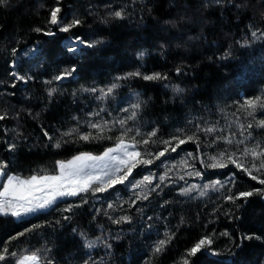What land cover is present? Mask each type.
I'll return each instance as SVG.
<instances>
[{
  "label": "snow or ice",
  "instance_id": "6c2138e0",
  "mask_svg": "<svg viewBox=\"0 0 264 264\" xmlns=\"http://www.w3.org/2000/svg\"><path fill=\"white\" fill-rule=\"evenodd\" d=\"M159 3L160 0H146L139 13L135 7L124 4L113 6L106 3L100 10L89 4L83 11L65 15L63 0H55L48 7L45 19L32 26L29 31L47 37H55L58 32L67 34L62 48L56 53V56L67 57V61L62 62L50 57L45 46L39 42L30 46L24 45L22 37L10 46L0 48V54L6 53L10 56V59L5 61L6 79L0 78V86H3L0 88V98L15 97L18 86H26L22 90L23 99L19 108L7 104L0 107V122H17L14 128L4 127L0 132V215L19 219L51 209L57 206L58 202L65 204V207L59 210L58 219L24 227L8 235L6 240L0 241V264H61L63 257L56 254V248L50 246L48 241L41 248L29 249L26 253L18 254L17 250H13V241H18L19 238L42 227H50L53 230L70 229L67 236L76 246V253L73 256L72 252H69L64 264H71L77 257V264H113L114 249L129 237L132 238L130 244L135 243L137 238L147 242L148 253L138 258L136 264H158V261L170 252V246L178 238L183 227H191L201 221L199 213L195 214L194 219L181 215L177 224L169 226L168 217H172L173 212H169L168 217L155 212L153 215L147 214L145 202H150L154 197L162 198L169 186L178 194V198L158 202L161 210L180 204L182 199L208 197L209 192L217 194V200L211 202L209 219L201 222L204 231L185 247L177 258L172 259L171 264H196L200 256L205 254L214 257L231 256V260H221L220 264H236L235 257L243 247L244 240L264 242V234L256 232L244 233L237 238L227 228L219 232L215 227L209 229V225L218 222L221 215L229 220L242 219V210L249 198L258 196L264 199V91L258 95L245 93L243 96L237 91V99L229 97L231 105L225 104L219 108V112L223 114L225 108L232 107L246 119V122L235 119L233 125L227 119H224L223 124L213 119L216 115L212 110L215 105L206 106L202 101L195 100L198 85H190V97L189 87L172 84L169 72H145L142 65L116 75L107 84H93L71 93H63L62 88L56 86L57 82H63L78 74L81 65L77 61L86 49L99 55L112 46L114 37L107 31L108 28L116 23L131 21L137 16V26L146 27L145 15L152 17L157 26L165 31L196 24L199 30L188 36L184 43H177L175 47L194 50L198 45H203L214 49L211 55L205 57L208 64L226 70L229 64H235L237 72L234 79L237 82L256 71L247 62V58L238 56L237 53L251 52L254 55L258 46L264 50V0H196L194 5L185 3L184 0H169L170 6L176 11L168 19L156 15ZM0 5L11 6L9 0H0ZM257 5L262 9L260 19L256 20L254 13L253 17L244 23V27L239 29V34L233 32L230 25L236 23L239 27L246 12ZM229 12L231 15L226 16L225 13ZM89 18L96 22L95 28L88 24ZM217 25L220 26L219 35L224 37L225 45L212 38L216 35ZM5 27L0 24V30ZM85 27L91 30L90 35L89 32L74 31ZM209 28L213 29L212 35L207 31ZM171 47V43L165 40L157 46V52L164 55ZM147 54L146 51H137L135 56L143 59ZM32 61H35V64H32ZM25 65H28L27 69ZM53 66L55 72L50 73L49 69ZM199 66V63L194 65L181 58L174 67V72L177 78L195 79ZM34 67L44 68L42 97L28 89V85L35 83L39 78L33 71ZM260 71L264 73V67ZM137 79L156 83L169 81L164 86L170 88L171 96L166 97L163 104L179 103L181 108H187L190 103L193 106L200 105L199 111L207 115L185 118L179 127L163 112L156 115L155 119L149 117L145 121L144 117L153 106L154 99L134 91L129 99L123 101L125 106L113 110L116 115L112 116L111 111L104 105H110V98L115 97L123 82ZM61 94L70 95L72 103H78L81 96L85 97L87 104L99 103L95 109L89 108L83 118L79 113L72 115L68 127H65L64 117H53L54 123L49 125L40 124L44 140L42 146L45 149L61 150L70 144L100 139H114V144L105 148L100 155L77 150L70 158L54 160L51 169L37 166L30 169L29 174L25 176L17 171L22 167L17 157L21 151L31 152L39 142L28 134L19 121L25 116L34 120L42 118L44 113L51 110L56 97ZM88 96L92 99L87 100ZM33 100L36 105H33ZM36 107L40 110L36 111ZM106 116L111 118L106 119ZM166 124L172 127V131L162 135L161 130ZM114 132L117 134L109 135ZM257 132L262 134L260 138L257 137ZM189 143L194 145V148L184 152L179 161L183 174L177 172L174 180L170 174L176 164L168 166L170 157L167 154L179 155L177 150ZM157 161L163 166V171L154 173L151 167H156ZM197 163L203 165V168L197 167ZM229 166H232V170L223 180H209L201 184L185 180V176L203 178L207 169H226ZM137 168L147 174L136 179L133 174ZM242 179H247L251 186L240 190L238 184ZM180 181H184L185 186H179ZM116 185L125 186L130 190L131 194L127 199L117 197L108 200L106 208H96L93 204L88 213L91 217L88 225L81 227L76 223V210L85 208L90 201L98 199L97 194L115 191ZM68 197L75 198V202L67 203L64 198ZM101 216L109 225L127 226L129 231L126 233L124 227L113 231L111 227L98 223ZM161 220L164 221L163 232L156 229V238L150 239L155 222ZM134 224L135 228L132 227ZM93 225L95 234L88 230ZM218 236L227 237L230 246L216 247Z\"/></svg>",
  "mask_w": 264,
  "mask_h": 264
},
{
  "label": "trees",
  "instance_id": "16d2710c",
  "mask_svg": "<svg viewBox=\"0 0 264 264\" xmlns=\"http://www.w3.org/2000/svg\"><path fill=\"white\" fill-rule=\"evenodd\" d=\"M54 2L55 0H9L10 7L0 5V24L6 26L4 29L0 30V48L10 46L15 40L21 39L22 37L24 45L30 46L31 44L39 42L45 46L50 57H55L62 62L67 61V57L56 56V53L62 48L64 38L67 34L58 32L55 37H47L29 31L32 26L40 24L45 19L48 7ZM184 2L194 5L196 0H184ZM106 3H111L113 6L121 4L133 6L136 8V12L139 13L140 8L146 3V0H63L64 14L69 15L74 12L83 11L89 4L96 7L97 10H100ZM261 10L262 9L258 5L255 8L249 9L243 18V23H240L239 27H237L236 23L230 25L232 31L239 34V29L244 27V23H247L248 19L252 18L254 13L255 19L259 20ZM175 11L176 10L170 6L169 0H160L156 15L168 19L175 14ZM213 15H215V13H213ZM225 15L230 16L231 13H225ZM233 19L235 18L233 17ZM137 23L138 16L126 23H116L108 28L107 31L114 37L112 46L99 55L92 50L86 49L84 54L77 61L81 65L78 74L63 82H57L56 86L62 88L63 93H71L81 87H88L93 84H107L116 75L131 71L142 65V70L145 72H169L170 82L172 84H181L182 87H189L190 97L192 95L190 85H198L199 88L195 93V100L202 101L206 106L215 105V108L212 109L216 112L213 119L220 121L221 124H223L224 119H227L230 123H233V125L235 119L246 122V119L242 118L240 113L236 112L234 108H225L223 114L219 112V108L224 107L225 104L231 105V99H229V97L237 99L238 97L235 95L237 91L240 93V96L245 95V93L248 95H258L264 91V73L260 71V69L264 67V50H261L258 46L254 55L251 52L237 53L238 56L247 58V62L256 69L249 77L237 82V80L234 79L237 72V66L235 64H229L227 70L217 65L208 64L205 57L211 55L214 49L206 48L203 45H198L194 50L185 48L177 49L175 47L177 43H184L188 36L194 35L199 30L196 24L184 25L181 29L173 28L165 31L161 30L154 22L153 18L147 15L144 17L146 27H138ZM88 24L92 25L93 28L96 27V22L91 18H89ZM74 31L89 32V35L91 34V30L87 27L78 30L74 29ZM207 31L209 35H212V28H209ZM215 32L216 35L212 38L219 44L225 45L224 37L219 35V25H217ZM165 40L170 42L172 47L164 55H159L157 46ZM137 51H146L148 54L143 57V59H138L135 56ZM181 58L187 59L189 63L194 65L199 63L200 66L196 69L195 79L176 77L174 67L180 62ZM7 59H10L8 54H0V78L6 79L4 72L7 67L5 64ZM31 63L35 64V61ZM27 67L28 65H25V69H27ZM33 71L38 74L39 78L35 83H30L28 89L42 97L43 89L41 85L44 76V68L34 67ZM49 72L54 73L55 66L49 69ZM167 83H169V81L156 83L146 82L140 79L128 80L123 82L122 86L117 89L115 97L110 98V105L105 104L104 106L111 111L112 116H115L116 112L113 110L125 106L123 101L129 99L132 92L138 91L143 96L152 97L154 99L153 106L148 109L144 117L145 121H147L149 117L155 119L156 115L163 112L165 115H168L171 120L176 122V127H179L185 118H190L194 115H207V113L199 111L200 105L193 106L190 103L187 108H181L179 103L176 105H172L171 103L167 105L163 104L164 99L171 96L170 88L164 86ZM2 87L3 86H0V88ZM25 87L24 84H20L15 97L8 96L0 98V107L7 104L19 108L23 99L22 90H24ZM9 90L11 91V89ZM91 99V96L87 97V100ZM32 103L36 105L35 100H33ZM97 103L99 102L87 104L84 96L79 98L78 103H72V97L70 95L61 94L56 97V101L51 110L44 113L42 118L37 120L27 116L22 118L19 123H21L28 134L39 143L31 152L21 151L19 153L17 159L22 167H19L17 171L26 176L29 174L30 169H34L37 166L51 169L54 160L70 158L77 150L100 153L103 152L105 148L111 147L114 144V139H100L92 142L70 144L61 150L45 149L42 146L44 140L40 131V124L49 125L54 123L53 117H64L65 127H68L71 123L70 118L72 115L79 113L83 118L85 112L89 108H96ZM35 110L39 111L40 108L36 107ZM233 114H235V116H233ZM105 118L110 119L111 116H106ZM16 123V121L7 123L0 122V132H2L4 127H8L9 129L14 128ZM146 130L147 129H145V131ZM171 131L172 127L166 124L162 128L161 134L166 135ZM115 134L117 133H109V135L113 136ZM256 135L260 138L262 134L257 132ZM193 148L194 145L189 143L181 146V149L177 150L179 155L177 153L167 154L170 157L167 161L168 166L171 167L173 163L176 164V168L170 174L172 179H176L177 172L183 174L179 161L184 156L185 151H191ZM156 165V167L150 166L151 171L154 173L163 171V166L159 164V161L156 162ZM197 167L203 168V165L197 163ZM231 170L232 166L226 169H207L205 170L206 175L203 178L185 176V180L195 184H201L215 179L223 180ZM144 174L147 173L143 172L141 168H137L134 170L133 175L136 179H140ZM179 186H185L184 181H180ZM250 186L247 179L240 180L238 184L240 190H244ZM257 186L259 185L257 184ZM130 194V190L122 185H116L115 191L110 190L107 193L97 194L98 199L90 201L89 205L85 208L76 210V223L80 224L81 227L88 225L91 219L88 213L92 210L93 204L96 208H100L101 206L106 208V202L108 200L117 197L127 199ZM177 198L178 194L169 186L165 189L162 198L154 197L150 202H145V211L148 215H153L155 212L163 217H168V213L173 212L174 215L168 217L169 226L177 224L181 215L188 219H194L195 214L199 213L201 217V221H198L191 227L187 225L183 227V230L178 234V238L170 246V252L164 255L158 261V264H171L172 259L177 258L185 247L189 246L198 235L202 234L204 229L201 227V222L209 219V213L212 208L211 202L217 200V194L209 192L208 197L193 200L182 199L180 204L166 208L165 210H161L158 207V202L162 203L163 200H175ZM65 200L67 203L75 202V198L71 197L65 198ZM64 207V203L58 202L57 206L51 209L18 220L11 216L5 217L0 215V241L6 240L8 235L14 234L24 227H30L32 224H43L45 220L58 219L60 216L59 210ZM98 223H103L106 227H111L113 231H116L118 227H124L126 233L129 231L127 226L109 225L103 216L98 218ZM132 227L135 228L136 225L134 224ZM212 227H215L218 232L227 228L233 236L237 238L249 232L264 234V199L258 196L249 198V202L242 210V219L229 220L221 215L218 222L209 225V229ZM156 229L163 232V220L155 222V227L151 233L150 239L156 238ZM88 230L95 234V225ZM69 231L70 229L68 228L56 230L50 227L39 228L35 232L19 238L18 241H13V250H17L18 254L21 252L26 253L29 249L41 248L45 245V242L48 241L50 242V246L56 248V254L63 257L61 264H64V260L68 259L69 252H72L73 256H75L76 253V246L67 236ZM131 239L132 238L129 237L114 249L115 255L112 258L113 264H136L138 258L148 253L146 241L137 238L135 243L130 244ZM225 245L230 246L228 238L218 236L215 246L224 248ZM231 259V256L214 257L205 254L200 256L196 264H220L221 260ZM235 259L236 264H264V242L258 240H244L243 247L237 252ZM77 261L78 257L76 260L71 261V264H77Z\"/></svg>",
  "mask_w": 264,
  "mask_h": 264
},
{
  "label": "rangeland",
  "instance_id": "374dc122",
  "mask_svg": "<svg viewBox=\"0 0 264 264\" xmlns=\"http://www.w3.org/2000/svg\"><path fill=\"white\" fill-rule=\"evenodd\" d=\"M92 153H93V152H92ZM102 153H103V152H100V153H93V154H94V155H100V154H102ZM0 182H2V180H0ZM64 199H65V198H64ZM46 210H48V209L38 211V212L33 213V214L29 215V216H23V217H21V218H19V219L26 218V217H31V216H34V215L40 213V212L46 211ZM14 218H15V217H14ZM16 219H17V218H16ZM17 220H18V219H17Z\"/></svg>",
  "mask_w": 264,
  "mask_h": 264
}]
</instances>
